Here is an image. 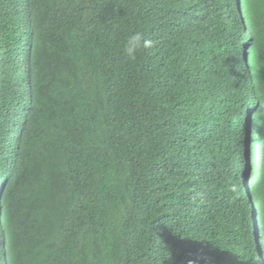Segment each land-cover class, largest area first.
I'll return each mask as SVG.
<instances>
[{
    "label": "trees",
    "instance_id": "trees-1",
    "mask_svg": "<svg viewBox=\"0 0 264 264\" xmlns=\"http://www.w3.org/2000/svg\"><path fill=\"white\" fill-rule=\"evenodd\" d=\"M240 1L0 0V264H264V0Z\"/></svg>",
    "mask_w": 264,
    "mask_h": 264
},
{
    "label": "clouds",
    "instance_id": "clouds-1",
    "mask_svg": "<svg viewBox=\"0 0 264 264\" xmlns=\"http://www.w3.org/2000/svg\"><path fill=\"white\" fill-rule=\"evenodd\" d=\"M227 4V2H225ZM238 12H239V15H240V20H241V17H242V11H244L243 9V5L241 3L240 0H238ZM223 20L225 21V23L229 24H235L233 18H232V15L231 14H225L223 15ZM141 39L142 37L137 34V35H134L133 37L130 38V41H129V46L127 47V52L129 55L133 54V51L136 47H139L141 45ZM152 41L151 40H143V47L145 48H148V47H151L152 46ZM247 195H248V202H249V205H251L252 207V213L254 215H257L258 214V204H257V199L256 197H254V193L252 192V186L250 185V182H249V179L247 180ZM259 221H257V218L255 217V223L256 225L258 224ZM258 226V225H257ZM257 242H258V245H259V252H260V255L262 256V259L264 261V243L263 241L261 240V235L259 233V227H257ZM264 263V262H263Z\"/></svg>",
    "mask_w": 264,
    "mask_h": 264
}]
</instances>
